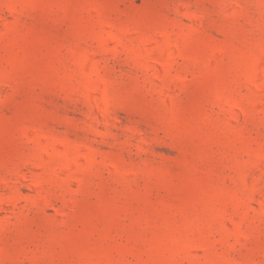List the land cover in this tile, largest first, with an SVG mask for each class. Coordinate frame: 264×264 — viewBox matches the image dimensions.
Wrapping results in <instances>:
<instances>
[{
  "label": "rangeland",
  "instance_id": "1",
  "mask_svg": "<svg viewBox=\"0 0 264 264\" xmlns=\"http://www.w3.org/2000/svg\"><path fill=\"white\" fill-rule=\"evenodd\" d=\"M0 264H264V0H0Z\"/></svg>",
  "mask_w": 264,
  "mask_h": 264
}]
</instances>
